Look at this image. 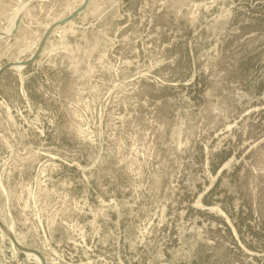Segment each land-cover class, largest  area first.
<instances>
[{
  "label": "rangeland",
  "instance_id": "374dc122",
  "mask_svg": "<svg viewBox=\"0 0 264 264\" xmlns=\"http://www.w3.org/2000/svg\"><path fill=\"white\" fill-rule=\"evenodd\" d=\"M82 3L0 0V68ZM16 67L0 264H264V0H87Z\"/></svg>",
  "mask_w": 264,
  "mask_h": 264
},
{
  "label": "water",
  "instance_id": "95a60500",
  "mask_svg": "<svg viewBox=\"0 0 264 264\" xmlns=\"http://www.w3.org/2000/svg\"><path fill=\"white\" fill-rule=\"evenodd\" d=\"M86 1H87V0H83L82 5H81L79 8H77L74 12H72V14H70V15H69L67 18H65L62 22H67V21H69V20L72 18V16H73L74 14H76V13H78L80 10H82L83 7H84L85 4H86ZM19 19H20V14H18V15L16 16V18H15V22H14L13 30L17 27V25H18V23H19ZM62 22H57V23H55L53 26H51L50 28L47 29V31L45 32L44 36H43L42 39L40 40L39 45H38L36 51H35L34 54L30 57L29 60H27V61L24 62V63H22V62H21V63H8V64L2 66V67L0 68V75H1L2 72H3L4 70H6L7 68L14 67V66H22V65H26V64H28L30 61L34 60V59L36 58V56L38 55V53L40 52V50H41V48H42V45H43V43H44V41H45L47 35L49 34V32H50L54 27H56L57 25H59V24L62 23ZM9 236H10V235H9ZM10 237H11V236H10ZM11 238H12V237H11Z\"/></svg>",
  "mask_w": 264,
  "mask_h": 264
},
{
  "label": "bare ground",
  "instance_id": "6f19581e",
  "mask_svg": "<svg viewBox=\"0 0 264 264\" xmlns=\"http://www.w3.org/2000/svg\"><path fill=\"white\" fill-rule=\"evenodd\" d=\"M22 6H19L18 8H17V10H14L15 12H14V14H13V16L12 17H10L9 19H10V21L8 22L9 24H8V26H7V28H6V32H10L12 29H13V26H14V22H15V18H16V15H17V12L20 10V8H21ZM16 9V8H15ZM11 16V15H10ZM18 27V26H17ZM37 48V47H36ZM33 49V48H32ZM30 56V55H29ZM18 62V61H17ZM16 67V66H15ZM17 68H20V66H17L16 67V70H17ZM7 229H8V231H9V233L11 234V235H14L15 233H14V228H13V224H12V222L11 223H9L8 225H7ZM15 236V235H14ZM15 239L17 240V242H19L20 243V241L16 238V236H15ZM13 248V247H12ZM26 255H27V257L29 258V259H31V260H34V261H36V262H40L41 261V259H40V257L38 256V255H36L35 253H31V252H26ZM41 263H42V261H41Z\"/></svg>",
  "mask_w": 264,
  "mask_h": 264
}]
</instances>
